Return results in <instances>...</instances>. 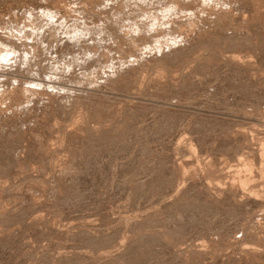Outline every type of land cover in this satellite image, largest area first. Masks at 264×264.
Listing matches in <instances>:
<instances>
[{
	"label": "rangeland",
	"instance_id": "obj_1",
	"mask_svg": "<svg viewBox=\"0 0 264 264\" xmlns=\"http://www.w3.org/2000/svg\"><path fill=\"white\" fill-rule=\"evenodd\" d=\"M208 1L0 0V264H264L261 167L257 208L207 197L264 163V0Z\"/></svg>",
	"mask_w": 264,
	"mask_h": 264
},
{
	"label": "bare ground",
	"instance_id": "obj_2",
	"mask_svg": "<svg viewBox=\"0 0 264 264\" xmlns=\"http://www.w3.org/2000/svg\"><path fill=\"white\" fill-rule=\"evenodd\" d=\"M128 2V1H130L129 3L130 4H128V6H127V8L129 9H127V8H125L126 10H125V12L123 13V19L121 20V22L122 23H125L126 24V22H123V20L124 19H128V21H127V27H129V26H138L139 27V22L140 21H142V20H144V21H146L148 24H149V26H156V25H160V24H164V23H162L163 21V17H164V15L165 14H168V13H171V12H173V15H174V7H175V4H173V5H171V3H170V5H168V6H166V7H164L163 9H161V10H158V12L156 11V14L155 15H153V18L152 17H149L147 14H145V12H149L148 10L146 11V10H144V9H139V11H136L138 8V6L140 5L141 6V4L142 5H146V4H148V6H149V3H150V5H151V3L152 2H150L151 0H125V2ZM153 1V0H152ZM157 1V0H156ZM208 1V0H207ZM213 1V0H212ZM208 2H210V1H208ZM126 4L127 3H125V6H126ZM153 4L154 3H152V6H153ZM227 4V3H226ZM176 5H177V3H176ZM147 6V5H146ZM147 6V7H148ZM152 6H150V7H152ZM160 6V5H159ZM206 6V5H205ZM58 7V6H57ZM69 7V6H68ZM67 7V8H68ZM145 7V6H144ZM143 7V8H144ZM146 8V7H145ZM59 9V8H58ZM58 9H54L53 8V10H52V12H54V10H58ZM49 9L47 8V11H48ZM176 10V9H175ZM51 11V10H50ZM59 11V10H58ZM56 12V11H55ZM64 12V11H63ZM181 12V11H180ZM183 12V11H182ZM186 12V11H185ZM194 12V11H193ZM150 13H152V12H150ZM175 13H177V12H175ZM179 13V12H178ZM43 14H45V13H43ZM50 14L51 13H49V11L48 12H46V14H45V17H43L44 18V20H46V23H47V25L45 26V27H49V26H51L52 27V25H49V23H51V22H49V19H50V21H52L51 20V16H50ZM53 14H55V13H53ZM133 15V16H136V18H138V20H134L133 22L132 21H129L130 19H132L131 18V15ZM172 14V13H171ZM171 14H169V15H171ZM56 15V14H55ZM57 15H59V12H58V14ZM60 15H61V13H60ZM63 15V14H62ZM62 15H61V17H62ZM44 16V15H43ZM48 16H50V17H48ZM78 16V15H77ZM172 16V15H171ZM190 16V15H189ZM49 19H48V18ZM60 17V18H61ZM68 17H69V15H68ZM67 17V18H68ZM56 18V17H55ZM58 18V17H57ZM64 18V17H63ZM115 18V17H114ZM130 18V19H129ZM157 18V19H156ZM158 18H159V21H158ZM192 18V17H191ZM65 19V18H64ZM76 19V18H75ZM189 19V18H188ZM194 19V18H193ZM34 21H35V19H33ZM37 20V19H36ZM62 20V18L60 19V21ZM66 20V22H68L69 21V18L68 19H65ZM64 20V21H65ZM68 20V21H67ZM77 20V19H76ZM75 20V21H76ZM118 19H115L114 21L116 22ZM195 20V19H194ZM59 21V22H60ZM113 21V22H114ZM185 21V20H184ZM187 21H190V19L189 20H187ZM53 22V21H52ZM62 22H63V20H62ZM73 21H71V23L68 25V31H69V35L72 37H74L75 39H78V38H80V37H82L83 35H85L87 32V30L88 29H86L85 27L83 28L82 27V29H81V27H79V26H76L75 25V23L76 22H73ZM78 22V21H77ZM186 22V21H185ZM184 22V23H185ZM35 23V22H34ZM39 23V22H38ZM45 23V24H46ZM61 23V22H60ZM183 23V22H182ZM190 23V22H189ZM53 24V23H52ZM57 24H59L58 22H57ZM77 24V23H76ZM81 24V23H80ZM35 25H36V23H35ZM38 25V24H37ZM179 25H181V24H179ZM186 26H188L187 25V22H186V24H185ZM190 25H192V24H189V29H190ZM193 25H194V23H193ZM8 26H9V24H8ZM11 26V25H10ZM40 26H41V24L39 23V28H40ZM42 26H43V24H42ZM59 26H60V24H59ZM75 26L76 27H79L78 29L77 28H75ZM81 26V25H80ZM166 26V25H165ZM178 26V25H177ZM12 27V26H11ZM13 27H15V26H13ZM36 28L37 30H39V32H41V30L42 29H39V28ZM57 27V26H56ZM138 27H137V29H138ZM54 28V27H53ZM125 28V27H124ZM126 29H128V28H126ZM189 29H187V30H189ZM45 29H43V31H44ZM184 30V29H183ZM17 31V30H16ZM20 31H24L23 29H21ZM42 31V32H43ZM46 31V30H45ZM50 30H48V33L51 35V37L50 38H48L47 40H48V44H51L52 43V39H54V37L56 36V34L59 32V28H57V29H53L52 31L53 32H49ZM57 31V32H56ZM64 31V30H63ZM95 31V30H94ZM39 32L37 33L38 35H39ZM88 32H89V30H88ZM96 32V31H95ZM98 32H99V30H98ZM15 33V32H14ZM26 33V32H25ZM44 33V32H43ZM43 33H41V34H43ZM64 33V32H63ZM106 33V32H105ZM35 35V33H34V36L33 37H35L36 38V36H38V35ZM97 34V33H96ZM28 35V34H27ZM43 35H45V34H43ZM29 36V35H28ZM42 36V35H41ZM105 36V35H104ZM108 36V35H107ZM109 37V36H108ZM47 38V37H46ZM73 38V39H74ZM107 38V37H106ZM38 39V38H37ZM45 39V38H44ZM56 39H57V37H56ZM101 39V38H100ZM104 39V38H103ZM166 39H168V38H166ZM165 39V41H167ZM179 39V37H177V39L176 40H178ZM40 40V39H39ZM46 40V41H47ZM55 40V39H54ZM94 40V39H93ZM38 41V40H37ZM42 41V40H41ZM41 41H39L40 43H41ZM95 41V40H94ZM98 41H99V38H98ZM169 41H170V39H168V43H169ZM54 42V41H53ZM46 43V42H45ZM96 43H103V42H96ZM167 43V44H168ZM170 43L173 45V43H172V40L170 41ZM47 44V43H46ZM97 45V47H98V49H99V47H100V45ZM159 45V44H158ZM44 46V45H43ZM169 46H171L170 44H169ZM46 47V46H45ZM52 47V46H51ZM46 50V49H45ZM100 50V49H99ZM98 50V51H99ZM48 51H49V49H48ZM15 52V51H14ZM42 52V51H41ZM11 53V52H10ZM86 53V52H85ZM87 53H88V51H87ZM91 53V52H90ZM89 53V54H90ZM17 54V53H16ZM1 55V54H0ZM4 55V54H3ZM6 55V54H5ZM20 55V54H19ZM24 55V54H23ZM29 55V54H28ZM27 55V56H28ZM85 55H87V54H85ZM84 54H83V60L84 59H88L87 57L89 56V55H87V57H84L85 56ZM92 55V54H91ZM91 55H90V57H91ZM7 57H8V55H6ZM93 57H94V55H92ZM6 57V58H7ZM30 57V56H29ZM73 57H74V55H73ZM89 57V58H90ZM0 58H2V56H0ZM54 58V57H53ZM3 59V58H2ZM24 59V58H23ZM22 59V60H23ZM76 59V57L74 58V60ZM91 59V58H90ZM89 59V60H90ZM1 60V59H0ZM27 60V59H26ZM32 60V59H31ZM78 60H80L79 58H78ZM77 59L75 60V61H78ZM81 62V61H80ZM85 62V61H84ZM100 64V63H99ZM98 64V65H99ZM113 68H114V66H113ZM115 70V69H114ZM113 71V70H112ZM233 75H235V74H233ZM231 85L232 86V84H231V82H230V80H229V82L228 83H226V85ZM220 86V85H219ZM230 87V86H229ZM223 88V87H222ZM232 88V87H231ZM227 90V89H226ZM222 91V90H221ZM54 94V93H53ZM56 95V94H55ZM247 101H251V99H249V100H247ZM246 101V102H247ZM38 106V105H37ZM49 108V107H48ZM168 127V126H167ZM1 135V134H0ZM218 136V135H217ZM2 137V136H1ZM253 136L252 135H247L246 133H244V132H241V131H238V130H236L234 133H233V135L231 136V138H228L227 137V139L230 141V143L232 144V145H234V144H238L239 145V147L241 148V146H242V148L244 149V150H247V144L249 143L250 144V142H248V141H250V139L252 138ZM4 138V137H3ZM11 138V137H10ZM226 139V138H225ZM1 140V139H0ZM223 141V140H222ZM248 142V143H247ZM228 146H229V144H228ZM193 147H194V145L192 144V143H190L189 144V150H194L193 149ZM199 147H200V144H199ZM220 147V146H219ZM239 148V149H240ZM197 154H198V152H197ZM220 155V154H219ZM224 157V156H223ZM216 159V158H215ZM218 159V158H217ZM254 159V158H253ZM241 160H239V166H238V170H237V172H236V182H235V184H233L229 189H227V190H225L224 192H222L221 194H219L218 193V195L217 196H215L214 194H213V192L212 193H210L209 194V192L206 194V195H208L207 197H208V199H210L211 198V201H213V199H217V203L220 205V206H224V204H230V206H231V208L232 209H234V210H237V211H243L244 209H246V208H250V209H252V208H257L260 204H259V202H258V197H259V193L256 191V190H254V186H252V187H248L249 186V184H251L252 182H254V175H253V171L255 170V168H256V166L255 165H259L261 168L258 170V176H259V179L260 180H264V163L262 162V159H260V158H258V159H256V161L257 162H247V163H241L240 162ZM199 163V162H198ZM213 163H216V162H213ZM188 164H190V163H188ZM183 165V164H182ZM193 165V164H192ZM189 166V165H188ZM176 167V166H175ZM176 169V168H175ZM180 169H182L183 170V168H181L180 167ZM183 175V172L181 173V176L180 177H183L182 176ZM190 176V175H189ZM178 178V180H179V176L177 177ZM176 180V179H175ZM180 183L176 186V188L175 189H173L172 188V186L174 185V183L172 182V183H168V184H166L165 186H164V188L166 187V188H169V189H171L172 190V193L173 192H175V190H177V188H178V186L183 182L182 181V178H180ZM233 180V179H232ZM230 181H231V179H230ZM165 188V189H166ZM168 189V190H169ZM179 189V188H178ZM202 190H204V189H202ZM206 191H208L207 189H205ZM169 192H171V191H169ZM210 195H212V197H213V199H212V197H209ZM209 201V200H208ZM217 203H216V205H217ZM263 203V202H262ZM218 206V205H217ZM214 207H216L215 206V204H214ZM219 207V206H218ZM211 208V207H210ZM248 210V209H247ZM191 212V211H190ZM204 213H206V212H204ZM210 213V212H209ZM194 214V213H193ZM198 214V213H197ZM203 214V212L201 213V215ZM199 215V214H198ZM205 215V214H204ZM206 216V215H205ZM197 217V216H196ZM204 218L202 217V220H203ZM205 220V219H204ZM198 221H201V219L200 220H198ZM201 224V223H200ZM203 224H204V221H203Z\"/></svg>",
	"mask_w": 264,
	"mask_h": 264
},
{
	"label": "clouds",
	"instance_id": "obj_3",
	"mask_svg": "<svg viewBox=\"0 0 264 264\" xmlns=\"http://www.w3.org/2000/svg\"><path fill=\"white\" fill-rule=\"evenodd\" d=\"M10 15H11V16H15V12L10 13ZM3 18H4V19H7L8 17L5 16V17H3Z\"/></svg>",
	"mask_w": 264,
	"mask_h": 264
}]
</instances>
